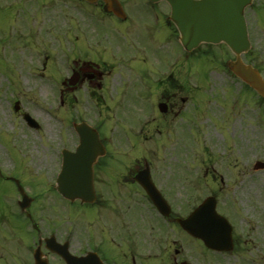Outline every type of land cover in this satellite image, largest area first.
I'll return each mask as SVG.
<instances>
[{"label": "flooded vegetation", "instance_id": "obj_1", "mask_svg": "<svg viewBox=\"0 0 264 264\" xmlns=\"http://www.w3.org/2000/svg\"><path fill=\"white\" fill-rule=\"evenodd\" d=\"M3 1L0 8L16 15V21L24 17L16 28L17 38L15 34V41L21 38V45L12 47L23 50L22 66L32 52L35 64L40 67L34 73L51 86L47 93L52 96L51 109L59 111L60 107H68L71 112L67 147L77 150L80 136L75 124L86 121L98 130L106 152L93 166L94 202L61 196L56 184L60 169L56 151V160L45 172L47 188L54 194L47 199L52 205L23 211L17 205L0 207V261H4L0 264H36L37 259L39 264H84L77 259L90 253L98 264L190 262L187 254L190 236L178 222L187 212L180 211L182 208L171 200L173 192L178 194L179 186L184 189L183 180L188 178V173H199L192 172L188 161L181 162L186 139L189 137L196 144L203 142L201 133L207 123L214 125L215 130L218 126L230 129L238 125L242 129L241 155H233L229 148L228 155L203 159L201 168L206 175H219L223 183L225 179L232 180L234 187H241L253 175V130L261 141L264 138V98L254 97L252 88L227 70V76L216 77L221 80L219 87L211 82V76L197 78L200 82H196L195 77L176 75L179 66L173 62L182 63L198 50L188 52L180 49V45L173 51L171 42L174 36H179V31L166 0H117L121 4L119 13L107 10L108 2L114 0ZM18 7L20 17L14 10ZM26 19H32L35 28L29 34L25 33ZM113 30L118 31L117 37ZM198 52L197 56L204 55V51ZM130 60L135 61L134 65L128 63ZM22 66L16 68L19 77ZM198 67V61L194 60L192 69ZM122 79L130 80L124 86L119 84L115 97H108L109 83H122ZM205 87L208 90L214 87L215 92H206ZM201 90L207 99L200 97ZM210 94L213 98L208 97ZM210 103L216 110L211 109ZM24 112L23 108L16 111L22 119ZM110 116L129 125L131 132L154 149L176 147L175 155L180 163H175L178 169L174 174L167 176V180L153 170L148 156L124 154L121 134L109 129ZM37 120V128L25 124L31 130L43 129L44 116ZM167 151L171 152L168 148ZM210 162L217 167L206 165ZM147 164L151 180L172 203L170 215L157 209L137 179ZM0 177L18 191L15 176L0 172ZM214 181L219 185L217 189L222 190L217 179ZM211 194L218 192L213 190ZM102 209L106 212L101 213ZM235 218L234 214L233 224ZM68 231L74 234L69 237ZM255 239L245 240L247 249H256L255 252H238L242 239L234 228L232 250L209 253L216 257L244 256L242 259L249 264H264V248ZM196 242L204 247L201 240ZM57 249H66L72 261ZM85 264L94 263L88 260Z\"/></svg>", "mask_w": 264, "mask_h": 264}, {"label": "rangeland", "instance_id": "obj_2", "mask_svg": "<svg viewBox=\"0 0 264 264\" xmlns=\"http://www.w3.org/2000/svg\"><path fill=\"white\" fill-rule=\"evenodd\" d=\"M0 4L3 6L4 1L0 0ZM254 5L256 6L255 9L252 8L249 10L253 40V52H251L250 58L254 59L260 67H263L262 48L264 45V35L261 29L264 31V0H255ZM7 10V8H0V164L5 173H11L23 182L29 195L38 198L53 196V193L47 188L48 181L44 170H48L52 161L56 160V150L60 149L64 141L69 138L70 132L67 125L71 117L68 115V112L64 111L68 109V107L60 111L62 121L60 118L58 119L52 115L49 116L43 110L42 104L49 105L48 102L53 101L51 95L47 96V93L51 91V86L47 84L46 79L34 73L39 72L40 67H37L39 65L35 64L34 61L36 60L33 58L32 52L30 53V57L25 59L26 65L22 66V64L25 63L23 62V50L19 47L13 50L12 47L14 44H19L21 42V38H18V42H16L13 34L15 33L16 38L18 37L19 32L16 28L24 17L16 21V15L9 13ZM14 10L18 14V17H20V15L22 16V13L19 15L21 12L19 7L14 8ZM45 20L49 23L46 16ZM32 21V19H26L27 29L25 33L27 34L35 31ZM53 21L55 22V17ZM113 33L115 37L118 36L117 30H113ZM44 40H47V36H44ZM171 44L173 46V51L176 52L179 46L176 39H173ZM162 46H164V44H162ZM200 48H202L201 51H206L208 55L202 57L197 56V54H199L197 51L196 54L194 53L191 55L186 61L183 62L182 60V63L180 62L179 64L180 69L178 68L176 75L195 77L194 80L196 82H200L197 78L211 76V82L215 84V87H219L221 85V80L216 77L220 75L218 72L223 67L225 58L232 57V54L222 43L218 45L204 44L201 45ZM194 60H200L202 69H200V67L195 70L192 69ZM134 62L135 61L130 60L128 63L134 65ZM126 64L127 63L123 65ZM18 66H22L20 70L21 77H19L17 73L16 68ZM32 69L35 70L31 71ZM50 69L52 68L50 67ZM61 69L66 73L64 68L61 67ZM213 70H217V72ZM122 80V83H119V81H111L109 83V92H107L109 94L108 97H115V91L118 89L119 84L124 86L130 79ZM40 87H42L41 90ZM119 90L121 91V87ZM205 90L206 92H212L214 87L210 90L205 87ZM200 97L207 99V95L203 94L202 90ZM208 97H210V95H208ZM16 100L20 101L24 110L27 109L37 117L43 115L45 127L40 130L27 129L25 121L15 114L14 105ZM210 107L216 110V107L211 103ZM130 108L132 109V107ZM236 126H232L230 129L218 126L216 127L217 130H215L213 128L214 125L207 123L204 127V132L201 133L203 142L198 141V144H196L195 141L192 143L189 137L186 139L182 154L184 159H181V162L189 161V166L191 165L195 170L198 168V171L202 173L204 172L201 168V160L204 156L203 148L206 150L207 156L210 157L228 155L230 151L229 148H231L233 155H241L239 144L241 141L240 134L242 129L238 125ZM111 128L121 134L126 143L130 142L131 138L133 139L129 130V125H125L120 120L116 121L114 117L109 120V129ZM253 132L255 137L257 132L255 130ZM134 140L139 141V137L135 135ZM255 140L258 141L256 146L262 143H260V138H253V141ZM140 144L139 148L137 145L132 147L133 149L125 147L124 154L148 156L150 159L149 161H152L153 170L162 173L166 179L167 176L174 174V170L178 169L175 168V163L177 161L180 163V159L175 155L176 147L173 145H169V147L166 148H158L157 146L154 149L147 143L143 142L144 146L142 147ZM226 147L227 151L225 152L224 150ZM259 147L253 146L252 156L260 155L264 158V151L256 150V148ZM167 148L171 152H168ZM206 165L212 168L217 167V164L211 162ZM242 166L243 163L238 164V167ZM254 173L256 175H254L251 180L247 179L245 183L241 187L239 185L238 188H236V186L234 187L232 180L228 181L225 179V184L223 183V185L221 180H219L222 185V191H220L221 193L218 195L219 209L228 217L230 213H235L236 218L234 220V226L242 239V245H240L237 250L245 254L256 251V249L250 251L247 249V245H245L247 237L256 238L255 240L258 242L257 245L264 248V172ZM187 177L189 180H186V188L181 190L180 188L182 187L179 186L178 194L173 192L171 195V199L175 203V206L179 209L182 208L180 210L182 212L187 210L189 204L193 207L198 203V200H203L210 193L208 189H204L203 193L197 194L198 187L207 188V185H214L212 174L206 175L202 173L193 175L188 173ZM36 183L39 184L38 187H34ZM18 198L19 195L12 184L0 177V204H17L16 200ZM47 204L45 200H37L33 206L39 207ZM99 211L101 213L106 212L105 209ZM187 249L189 261L194 264H249L247 260L245 261L242 259L244 256L230 257L221 255L216 257L211 255L209 251L203 249L200 245L194 244L191 240ZM259 250H261V248H259ZM3 262L4 261H0V263Z\"/></svg>", "mask_w": 264, "mask_h": 264}, {"label": "water", "instance_id": "obj_3", "mask_svg": "<svg viewBox=\"0 0 264 264\" xmlns=\"http://www.w3.org/2000/svg\"><path fill=\"white\" fill-rule=\"evenodd\" d=\"M172 5V19L181 32V40L187 49H192L202 42H226L237 55V58L229 63L230 68L242 79L251 84L264 96V80L258 70L250 64L243 62L241 54L250 47L247 24L245 20V7L252 0H168ZM82 145L79 147L75 158L65 151L66 165L59 179L60 190L68 197H81L91 200L93 196L77 192L72 195L71 177L77 185V191L84 192L90 188L91 178H87V168L79 169L82 174H71L73 160L79 157L91 158L96 155L99 148L97 136L88 128L81 130ZM96 144H92V142ZM82 160L78 159L76 164ZM81 165L88 167V162ZM80 166V165H79ZM88 184V185H87ZM151 196L157 204H160L159 195L152 191ZM74 194V193H73ZM181 225L194 236L200 237L212 248L229 249L231 247V225L228 220L216 211V200L207 198L186 219L180 220Z\"/></svg>", "mask_w": 264, "mask_h": 264}]
</instances>
